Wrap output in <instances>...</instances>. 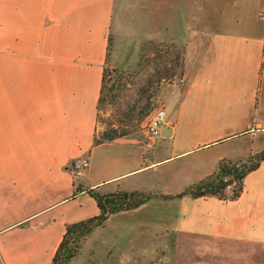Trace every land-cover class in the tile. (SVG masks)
I'll list each match as a JSON object with an SVG mask.
<instances>
[{
  "label": "crops",
  "instance_id": "0c3cea01",
  "mask_svg": "<svg viewBox=\"0 0 264 264\" xmlns=\"http://www.w3.org/2000/svg\"><path fill=\"white\" fill-rule=\"evenodd\" d=\"M117 1L0 0V264H52L67 227L100 213L88 190L144 193L150 168L182 186L144 193L148 202L110 215L82 245L126 214L114 233L155 234L145 264H264V160L236 201L177 197L220 160L264 151V0H133L141 29L123 38L183 42V79L158 94L162 137L95 146ZM80 157L89 167L74 178Z\"/></svg>",
  "mask_w": 264,
  "mask_h": 264
},
{
  "label": "rangeland",
  "instance_id": "374dc122",
  "mask_svg": "<svg viewBox=\"0 0 264 264\" xmlns=\"http://www.w3.org/2000/svg\"><path fill=\"white\" fill-rule=\"evenodd\" d=\"M139 15L140 13L135 11L133 0L117 1L112 34L109 36L108 58L105 63L106 80L110 81L108 85L112 87V91L104 93V102L98 107L97 138H101L109 129L120 131L122 124L127 123L126 117L129 111L134 110L135 114L142 116L143 121L140 124L134 122L128 128L129 134L126 137L147 142L149 138L144 133L145 115L161 107L157 98L161 90L167 86L181 85L183 78L179 73L185 56L183 42L145 40L134 45L133 38H126L127 40L123 38V34L130 28L133 29L134 35L139 33L141 29ZM118 28L121 29V35L115 38L114 34ZM161 172L160 168H150L148 172L143 173L147 182L140 185L143 189L139 192L174 194V190L182 186L167 184L162 180ZM128 181L129 178L122 180L125 185ZM146 209H150V206ZM117 217L109 219L105 228L98 229L84 245L82 244L89 234H84L82 229H77L68 235L60 258L68 251L74 250L76 253L70 264L93 262L108 264L109 258L116 260L115 264H145L151 260L158 246V242L154 241L155 234L114 233V228L129 221V216L126 214H119ZM260 262V258L249 261L245 256L241 261L232 260L221 264H260Z\"/></svg>",
  "mask_w": 264,
  "mask_h": 264
},
{
  "label": "trees",
  "instance_id": "16d2710c",
  "mask_svg": "<svg viewBox=\"0 0 264 264\" xmlns=\"http://www.w3.org/2000/svg\"><path fill=\"white\" fill-rule=\"evenodd\" d=\"M108 51L109 42L107 47V58ZM106 72L107 69H105L104 67L101 78V87L97 111L98 107L104 102V93H110L112 91V87H109L108 85V82L110 81L106 80ZM183 75L184 60L179 73V76H181L182 78ZM147 116L148 115H145V117ZM141 118L142 116L135 114L134 110H130L129 114L126 117L127 123L122 124L120 131H118L117 129H109L107 132L103 133L101 138H97L95 133L93 140L94 145L97 146L104 143H110L116 139L126 137L129 134L128 128L131 127L134 122H138V124H140L143 121V118ZM263 160L264 151L250 155L249 158L243 162H231L225 159L220 160L217 165V169L213 174L206 177L197 184L190 186L181 194L177 195V197L214 196L222 201H236L244 191L243 181L245 177L251 172L257 170ZM228 181H232L231 185L229 186L227 185ZM87 193L94 199L100 213L97 217L89 219L86 222H80L67 227L66 233L63 237V241L61 242L59 248L57 249L52 259V264H68L70 260L74 257L76 253L74 250L70 252L68 251L66 255L64 257L62 256L61 258L60 253L64 246V242L67 236L76 231L77 229H82L84 234H89L95 228L103 225V223L107 220L110 215L136 209L151 199L150 195L138 192L127 193L119 191L113 194L100 195L94 192L93 190H88Z\"/></svg>",
  "mask_w": 264,
  "mask_h": 264
},
{
  "label": "built area",
  "instance_id": "2783aa9c",
  "mask_svg": "<svg viewBox=\"0 0 264 264\" xmlns=\"http://www.w3.org/2000/svg\"><path fill=\"white\" fill-rule=\"evenodd\" d=\"M165 118V110L163 107L152 110L146 117L144 124V133L148 138L157 139L162 137L163 121ZM89 167L87 157L76 159L71 166V173L74 178H80Z\"/></svg>",
  "mask_w": 264,
  "mask_h": 264
},
{
  "label": "water",
  "instance_id": "95a60500",
  "mask_svg": "<svg viewBox=\"0 0 264 264\" xmlns=\"http://www.w3.org/2000/svg\"><path fill=\"white\" fill-rule=\"evenodd\" d=\"M232 181H228L227 185H231Z\"/></svg>",
  "mask_w": 264,
  "mask_h": 264
}]
</instances>
